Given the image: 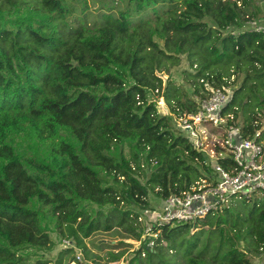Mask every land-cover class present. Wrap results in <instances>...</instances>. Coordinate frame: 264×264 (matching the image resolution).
Returning a JSON list of instances; mask_svg holds the SVG:
<instances>
[{"label":"trees","instance_id":"16d2710c","mask_svg":"<svg viewBox=\"0 0 264 264\" xmlns=\"http://www.w3.org/2000/svg\"><path fill=\"white\" fill-rule=\"evenodd\" d=\"M120 2L103 0L92 30L73 17L86 0H0V264H29L24 249H52L50 228L71 243L53 264L75 262L74 249L100 264L84 240L113 228L140 243L127 264H251L235 246L240 235L221 226L234 232L246 222L231 207L189 223L155 224V237L144 238L133 208L148 206L149 193L164 199L207 181L214 164L171 129L149 93L164 98L173 115L191 113L209 88L229 82L217 68L244 67L224 110L235 119L240 92L254 107L264 104L256 99L264 89V33L241 27L257 11L251 0L240 7L230 0ZM179 54L197 67L187 73L197 99L162 87L156 75L177 65ZM249 118L242 137L259 130L253 111ZM226 161L217 163L225 168ZM248 219L257 251L264 199L253 201ZM120 257L108 252L106 263Z\"/></svg>","mask_w":264,"mask_h":264},{"label":"built area","instance_id":"2783aa9c","mask_svg":"<svg viewBox=\"0 0 264 264\" xmlns=\"http://www.w3.org/2000/svg\"><path fill=\"white\" fill-rule=\"evenodd\" d=\"M233 1L237 7L241 6V0ZM244 20L248 29L264 33V28L248 15ZM209 91L198 98L194 111L176 114L174 122L178 132L204 157L205 164L214 162L209 178L161 199L160 213L145 210V216H152L149 222L153 223L151 228L146 223L142 238L155 237L151 231L155 224L189 223L218 211L230 200H250L255 193H264V138L256 140L260 130L252 138L242 137L241 126L235 123L231 112L224 110L229 99L228 87L209 88ZM218 160H227L225 168ZM152 246V241H148L146 247ZM256 254L258 260L251 264H264V244ZM72 264H79V257Z\"/></svg>","mask_w":264,"mask_h":264},{"label":"rangeland","instance_id":"374dc122","mask_svg":"<svg viewBox=\"0 0 264 264\" xmlns=\"http://www.w3.org/2000/svg\"><path fill=\"white\" fill-rule=\"evenodd\" d=\"M115 5L118 7L121 6L120 0H113ZM233 1V0H230ZM252 3L250 5V8L255 9V14L257 16H252L251 18L257 22V25H259L261 28H264V0H251ZM103 5V0H86V7L84 11L81 10L80 7L75 9L73 17L75 21L84 23L87 25L89 29H92L94 27H97L98 24L101 22L100 19V13L102 10H100V7ZM161 14V13H159ZM148 15V16H147ZM145 16L146 18H152L151 13H147ZM242 28L248 29L249 27L246 25V20H242ZM229 30L233 31V33L236 32V28H230ZM178 57V64L175 66L168 67V71L166 72H159L156 73L157 76L160 77L162 81V87L166 85V83H170L174 85L180 93L188 98L191 99H197L196 96L193 93L194 86L193 81L190 80L187 73H194L197 70L196 65L193 66L190 65L189 59L186 57V54H179ZM217 71L220 73L222 72H228L229 75V82L227 83L226 87H228V93H231L242 85L243 80L247 74V70L244 67H241L240 69L236 70L233 67H230L229 69L225 67L217 68ZM250 73V72H249ZM225 87V86H224ZM261 92V93H260ZM162 94V91H160ZM257 100L264 101V89L261 88L259 92L256 93ZM148 101H152L156 104V110L157 113L161 116H166L170 120V126L172 130H177L176 123L175 122V115L171 114L169 111V107L164 101V98L158 96V93L153 92L149 93L148 95ZM253 100L249 99V95L246 92H240L237 95V103L235 105V123L242 126L243 123L250 120L251 112H254V117L256 119L255 123L259 125V130L264 129V104L260 107H254L253 106ZM174 130V131H175ZM179 133V132H178ZM99 175L104 177L103 172H99ZM106 178V177H104ZM206 178H209V175L206 176ZM141 183H143L144 179L143 177L139 179ZM147 201L148 206L142 207V208H133L134 212L138 215V218H140V224L143 228L145 226L151 228V225L153 222H149V217L152 220V216H145V210L155 213H160L162 211L161 206V199L154 195L153 193H149L147 195ZM252 199V200H251ZM250 201L244 203L242 199H234L233 201H228L224 203L223 207H220V209L217 212H220L222 214V209L225 207H231V211L233 213H238L240 217H244L241 220H246V222L240 221L239 227L232 232L229 225H221L224 232L227 235H240V238L235 243L238 250L243 251L246 253V256L250 263L257 262V251L255 250V247L253 246V241L251 237L247 234V225L249 222V215L251 213V208L253 201L256 199H264V193H255ZM215 213V212H214ZM222 217V216H221ZM147 223V225H146ZM201 228H193L189 231V234L192 235L194 233H197ZM203 229H207V226H203ZM49 238L51 239L53 246L50 250H32V249H24L21 253L23 255H26L29 257V264H33L35 260H46L50 261L51 264L54 263L56 256L58 252L61 249H65L67 247H71L70 241L67 239L61 237L54 229L50 228L49 230ZM84 243L86 245V248L89 250V254H96L99 256V259H96L100 264H127L129 259L133 255V251H135L139 247V242L134 241L130 238H125L124 234L120 229L113 228L109 232H96L92 236H90L88 239L84 240ZM162 245L164 246L165 243L162 242ZM108 252L112 253H121V257L118 261L113 262H107L106 259L108 257ZM169 254V253H168ZM74 259L76 261V257H79V264H92L89 260L85 258V256L77 249H74L73 251ZM171 256V254H169ZM167 256V257H170ZM260 260V259H259ZM72 264V262L70 263Z\"/></svg>","mask_w":264,"mask_h":264}]
</instances>
